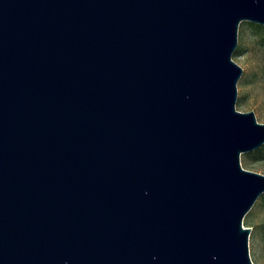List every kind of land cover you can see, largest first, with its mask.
Segmentation results:
<instances>
[{"label":"water","instance_id":"95a60500","mask_svg":"<svg viewBox=\"0 0 264 264\" xmlns=\"http://www.w3.org/2000/svg\"><path fill=\"white\" fill-rule=\"evenodd\" d=\"M241 21L264 0H0V264H254Z\"/></svg>","mask_w":264,"mask_h":264},{"label":"rangeland","instance_id":"374dc122","mask_svg":"<svg viewBox=\"0 0 264 264\" xmlns=\"http://www.w3.org/2000/svg\"><path fill=\"white\" fill-rule=\"evenodd\" d=\"M242 22V21H241ZM239 24L237 46L232 59L242 67L237 81L235 108L240 111L253 110L256 119L264 122V49L248 24ZM240 156L241 165L249 170L264 173V158ZM264 200L259 196L243 218V225L250 226L249 253L254 264H264Z\"/></svg>","mask_w":264,"mask_h":264},{"label":"trees","instance_id":"16d2710c","mask_svg":"<svg viewBox=\"0 0 264 264\" xmlns=\"http://www.w3.org/2000/svg\"><path fill=\"white\" fill-rule=\"evenodd\" d=\"M243 24H248L249 27L252 29V33L257 37L258 44L260 47L264 49V25L250 22V21H242ZM240 47H236L235 52L236 54L239 53ZM247 157H252L254 159H262L264 158V143L260 145L259 147L248 151L245 153ZM261 198L264 200V192L260 195ZM264 226V223L261 225ZM264 235V230H263Z\"/></svg>","mask_w":264,"mask_h":264}]
</instances>
